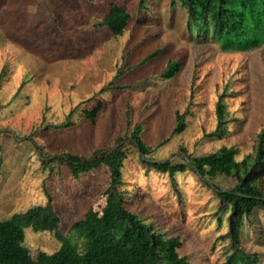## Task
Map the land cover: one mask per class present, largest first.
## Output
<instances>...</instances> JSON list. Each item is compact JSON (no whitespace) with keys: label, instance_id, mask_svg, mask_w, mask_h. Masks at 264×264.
<instances>
[{"label":"rangeland","instance_id":"obj_1","mask_svg":"<svg viewBox=\"0 0 264 264\" xmlns=\"http://www.w3.org/2000/svg\"><path fill=\"white\" fill-rule=\"evenodd\" d=\"M117 1L131 12L120 36L94 27L108 0H0V220L50 197L60 233L70 236L71 224L102 204L108 173L102 166L73 178L65 168L44 169L41 155L88 157L122 144L126 207L157 231L178 236L179 254L190 264H220L228 241L218 236L227 223L226 215L218 223L212 190L188 170L176 175V191L169 176L139 161L126 137L140 123L153 161L179 162L222 146H234L236 159L251 153L264 127V42L245 51L222 49L189 33L184 10L170 0H147L150 10L140 13L138 0ZM169 60H179L180 69L162 78ZM220 98L228 132L218 139L209 133ZM99 100L94 122L86 120L84 111ZM71 109L72 124L60 126ZM175 111L187 113L185 128L171 135ZM118 136L125 139L116 143ZM212 181L224 190L235 184L222 175ZM23 234L32 257L61 246L50 231L26 227ZM240 240L264 261L263 211L245 220Z\"/></svg>","mask_w":264,"mask_h":264},{"label":"trees","instance_id":"obj_2","mask_svg":"<svg viewBox=\"0 0 264 264\" xmlns=\"http://www.w3.org/2000/svg\"><path fill=\"white\" fill-rule=\"evenodd\" d=\"M177 4L185 12L187 30L198 39L211 38L222 49L239 51L257 48L264 42V0H170L173 8ZM138 7L139 13L142 9L150 10L147 0H138ZM130 18L131 12L126 4L108 0L100 21L94 27L106 28L111 34L120 36ZM158 52L159 49L148 54L141 62ZM180 64L179 60H169L160 76L172 77L179 71ZM108 87L102 88L101 92ZM221 99L216 104V128L209 133L210 137L218 139L228 132ZM102 106L103 102L99 100L92 109L85 110L86 120L94 122ZM72 114L73 109L66 115L67 121L60 126H70ZM186 114L185 111H175L171 135L184 130ZM141 132L142 126L137 122L126 138L136 147L138 159L144 166L169 176L176 191H179L176 175L189 170L216 196L218 223L223 215H226L227 223L226 232L218 236L228 241L220 264H264L258 253L247 251L240 240L245 220L250 221L255 210L264 212V127L257 134L253 151L240 159H236L234 146H222L214 152L187 157L179 162L146 158L153 149L142 140ZM124 139L118 136L115 142L120 143ZM127 156L128 150L122 144L109 150L96 149L88 157L69 151L57 155L42 154L44 169L65 168L73 178L105 167L109 181L103 192V202L97 209L89 207L80 219L71 224L70 236L60 233V217L50 197L43 205L32 206L0 220V264H190L185 256L179 254L181 241L178 236H167L163 231H157L152 223H146L143 217L126 207L122 169ZM218 175L234 178V186L224 190L215 185L212 180ZM26 227L35 232L55 233L61 246L50 254L39 251L32 257L24 245ZM72 238L76 241H71Z\"/></svg>","mask_w":264,"mask_h":264}]
</instances>
